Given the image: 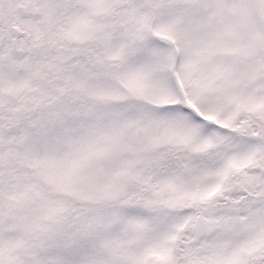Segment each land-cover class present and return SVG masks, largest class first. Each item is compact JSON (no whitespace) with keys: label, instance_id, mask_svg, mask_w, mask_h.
<instances>
[{"label":"snow or ice","instance_id":"snow-or-ice-1","mask_svg":"<svg viewBox=\"0 0 264 264\" xmlns=\"http://www.w3.org/2000/svg\"><path fill=\"white\" fill-rule=\"evenodd\" d=\"M0 264H264V0H0Z\"/></svg>","mask_w":264,"mask_h":264}]
</instances>
